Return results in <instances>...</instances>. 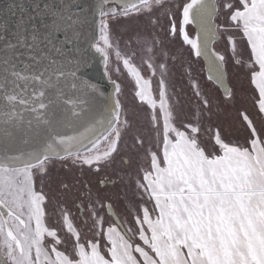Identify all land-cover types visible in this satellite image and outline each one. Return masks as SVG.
I'll list each match as a JSON object with an SVG mask.
<instances>
[{"label":"rangeland","instance_id":"1","mask_svg":"<svg viewBox=\"0 0 264 264\" xmlns=\"http://www.w3.org/2000/svg\"><path fill=\"white\" fill-rule=\"evenodd\" d=\"M190 1L103 14L118 122L88 153L0 168L27 219L9 264H264V0H217L227 95L180 32Z\"/></svg>","mask_w":264,"mask_h":264},{"label":"water","instance_id":"2","mask_svg":"<svg viewBox=\"0 0 264 264\" xmlns=\"http://www.w3.org/2000/svg\"><path fill=\"white\" fill-rule=\"evenodd\" d=\"M149 1L0 0V168L83 154L113 131L119 83L109 77L99 44L102 16ZM217 13V0L186 3L182 35L227 95L224 56L215 48ZM188 24L194 37L187 35ZM107 208L124 229L114 208Z\"/></svg>","mask_w":264,"mask_h":264},{"label":"flooded vegetation","instance_id":"3","mask_svg":"<svg viewBox=\"0 0 264 264\" xmlns=\"http://www.w3.org/2000/svg\"><path fill=\"white\" fill-rule=\"evenodd\" d=\"M11 219L17 220L23 228L27 225V219L15 209L7 206L0 197V264H9L8 255L5 252L7 247L4 244L5 239L15 245L19 252H22V241L10 223Z\"/></svg>","mask_w":264,"mask_h":264},{"label":"trees","instance_id":"4","mask_svg":"<svg viewBox=\"0 0 264 264\" xmlns=\"http://www.w3.org/2000/svg\"><path fill=\"white\" fill-rule=\"evenodd\" d=\"M173 25L176 26V24L173 23V24H172V28H171V30L173 29ZM176 30H177V29H176ZM172 32H173V30H172ZM175 32H176V31H175ZM180 32H181V34H182V22H181ZM189 45H190V44H189ZM98 146H99V145H98ZM98 146H97V147H98ZM91 150H93V149H91ZM91 150H90V151H91ZM90 151H87V152H85V153H88V152H90Z\"/></svg>","mask_w":264,"mask_h":264}]
</instances>
